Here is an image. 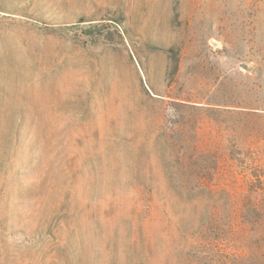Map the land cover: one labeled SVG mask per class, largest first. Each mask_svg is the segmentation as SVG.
Wrapping results in <instances>:
<instances>
[{
  "label": "rangeland",
  "instance_id": "obj_1",
  "mask_svg": "<svg viewBox=\"0 0 264 264\" xmlns=\"http://www.w3.org/2000/svg\"><path fill=\"white\" fill-rule=\"evenodd\" d=\"M250 105L264 0H0V264L232 253L212 237L242 202ZM209 155L215 191L195 190L183 162Z\"/></svg>",
  "mask_w": 264,
  "mask_h": 264
},
{
  "label": "trees",
  "instance_id": "obj_2",
  "mask_svg": "<svg viewBox=\"0 0 264 264\" xmlns=\"http://www.w3.org/2000/svg\"><path fill=\"white\" fill-rule=\"evenodd\" d=\"M245 107L240 112L243 117V152L241 150L235 154L233 145L229 146L230 160L243 174L245 181L242 202L235 219L224 225V230H220L221 233L226 231V236L219 235L221 233L217 229L212 237V241L225 240L233 252L221 253L213 264H264V110L251 105ZM194 164L199 167L198 172H187L185 180L195 182L192 187L195 190L215 191L213 180L219 169V157L209 155L199 157L195 162H183L185 167ZM215 224L213 219L203 220L196 232L204 236ZM202 258L197 261L198 264L202 263Z\"/></svg>",
  "mask_w": 264,
  "mask_h": 264
}]
</instances>
